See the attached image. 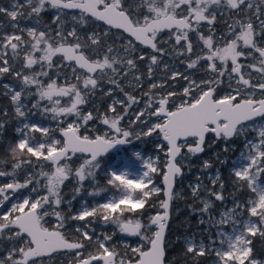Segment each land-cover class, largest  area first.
Listing matches in <instances>:
<instances>
[{
  "label": "snow or ice",
  "instance_id": "1",
  "mask_svg": "<svg viewBox=\"0 0 264 264\" xmlns=\"http://www.w3.org/2000/svg\"><path fill=\"white\" fill-rule=\"evenodd\" d=\"M257 240L264 0L0 5V264H264Z\"/></svg>",
  "mask_w": 264,
  "mask_h": 264
},
{
  "label": "rangeland",
  "instance_id": "2",
  "mask_svg": "<svg viewBox=\"0 0 264 264\" xmlns=\"http://www.w3.org/2000/svg\"><path fill=\"white\" fill-rule=\"evenodd\" d=\"M9 2H10V0H8V5L7 6H9ZM138 150L146 151L148 155H153V156L159 155V156H161V158H163V153L162 152H160V153L155 152L154 149L150 145L140 144ZM156 179H157V183H160V177H157ZM178 223L179 222H176V224H178ZM193 226H195V224H193ZM172 228L174 230L173 233H172L173 238H175V235L177 234V232H183L184 231V229H180L177 226H174ZM110 230H111V226H109V228H107V229H102V225H100L98 233H103L104 231H110ZM130 239H134V238H130ZM120 245L122 247H124L123 243H121Z\"/></svg>",
  "mask_w": 264,
  "mask_h": 264
},
{
  "label": "trees",
  "instance_id": "3",
  "mask_svg": "<svg viewBox=\"0 0 264 264\" xmlns=\"http://www.w3.org/2000/svg\"><path fill=\"white\" fill-rule=\"evenodd\" d=\"M0 5H3V6H7L8 5V0H0ZM221 27H223V25L221 24ZM109 102L108 101V98L107 97H104V98H100V106L103 107V103H107ZM181 204V210H184V204L183 202H180ZM150 211H155V209H151ZM193 224H195V219H193ZM102 225V224H101ZM100 226V225H99ZM99 226L97 227V232L99 231ZM174 226H177L178 228L180 229H183L180 224H176V223H173L172 227ZM109 228V227H108ZM102 229H106L104 227V225H102ZM121 246V245H120ZM122 247V246H121ZM256 248L257 250H261L262 248H264V245H261V243L257 240L256 242Z\"/></svg>",
  "mask_w": 264,
  "mask_h": 264
}]
</instances>
